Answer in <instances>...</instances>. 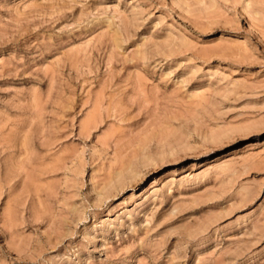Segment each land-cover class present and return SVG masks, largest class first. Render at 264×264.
I'll list each match as a JSON object with an SVG mask.
<instances>
[{"label": "rangeland", "instance_id": "obj_1", "mask_svg": "<svg viewBox=\"0 0 264 264\" xmlns=\"http://www.w3.org/2000/svg\"><path fill=\"white\" fill-rule=\"evenodd\" d=\"M0 264H264V0H0Z\"/></svg>", "mask_w": 264, "mask_h": 264}]
</instances>
